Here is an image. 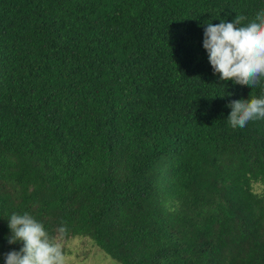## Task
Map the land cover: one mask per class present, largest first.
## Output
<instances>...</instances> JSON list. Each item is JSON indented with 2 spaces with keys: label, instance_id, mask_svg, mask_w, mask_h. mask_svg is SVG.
I'll list each match as a JSON object with an SVG mask.
<instances>
[{
  "label": "trees",
  "instance_id": "trees-1",
  "mask_svg": "<svg viewBox=\"0 0 264 264\" xmlns=\"http://www.w3.org/2000/svg\"><path fill=\"white\" fill-rule=\"evenodd\" d=\"M264 0H0V264L8 219L119 264H264V119L233 129L206 23ZM230 93V95H228Z\"/></svg>",
  "mask_w": 264,
  "mask_h": 264
},
{
  "label": "clouds",
  "instance_id": "clouds-1",
  "mask_svg": "<svg viewBox=\"0 0 264 264\" xmlns=\"http://www.w3.org/2000/svg\"><path fill=\"white\" fill-rule=\"evenodd\" d=\"M245 19L236 15L232 22L206 23L203 48L213 74L221 82L232 81L252 88L264 81V10L257 12L251 22L242 24ZM226 107L231 109L227 121L233 129H243L250 121L264 119V95L232 100ZM7 221L8 244L19 243L22 247L6 253L5 264H66L59 242L67 232L66 227L60 226L58 235L51 236L28 212L13 213Z\"/></svg>",
  "mask_w": 264,
  "mask_h": 264
},
{
  "label": "rangeland",
  "instance_id": "rangeland-1",
  "mask_svg": "<svg viewBox=\"0 0 264 264\" xmlns=\"http://www.w3.org/2000/svg\"><path fill=\"white\" fill-rule=\"evenodd\" d=\"M254 189L264 192V183L255 184ZM59 242L67 258L66 264H119L84 237H70Z\"/></svg>",
  "mask_w": 264,
  "mask_h": 264
}]
</instances>
